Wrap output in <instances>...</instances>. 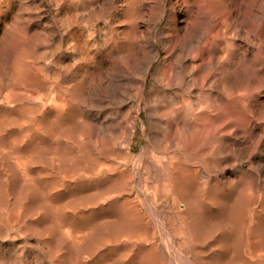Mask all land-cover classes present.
Wrapping results in <instances>:
<instances>
[{"label": "bare ground", "instance_id": "1", "mask_svg": "<svg viewBox=\"0 0 264 264\" xmlns=\"http://www.w3.org/2000/svg\"><path fill=\"white\" fill-rule=\"evenodd\" d=\"M248 2L0 0V264H264L257 179L210 174L260 94Z\"/></svg>", "mask_w": 264, "mask_h": 264}, {"label": "rangeland", "instance_id": "2", "mask_svg": "<svg viewBox=\"0 0 264 264\" xmlns=\"http://www.w3.org/2000/svg\"><path fill=\"white\" fill-rule=\"evenodd\" d=\"M239 1L241 2L242 0H235V2H234V0H232V4H234V6L239 4L238 6H240L241 10L243 9L242 10V12H243L244 8H245L244 5L246 6L248 3H250L248 1H251V0H245L246 2L243 0L242 1L243 4H240ZM242 6H243V8H242ZM242 12H241V14H242ZM241 14H240V17L242 16ZM241 18H243V16ZM239 41L242 43V46H241L242 48L239 51L238 56L239 57L240 56L241 57H243V56L249 57V52L247 54V50L245 49V48H247V45H246L247 42H246L245 38L241 37ZM242 49H245V50H242ZM241 51H243V52H241ZM243 53H244V55H243ZM240 65L237 66V69H239V70H237V72H235L240 77V79H238V85H239V82L242 81L243 78L248 79L249 78L248 76H250V75L247 73H250V74H252V77H250L251 80L249 79L250 81L248 82V80L246 79L247 80V82H246V80L243 79L242 82L244 84L248 83V86H250V83H252V85L255 84L256 86H259V84H261V86H259L260 89L256 91V93H260V94H256L253 97V99L244 103L243 106H240V105L237 106V105H235L236 103L234 102V100L232 101V103H234V105L237 106L236 107L237 109L232 104L233 106L231 105L232 109H230V114H242L243 118L245 119V121H244V123H245L244 128L245 129L241 135H237V132H235V131H232L230 133V135L228 137V144H227L228 146L226 147V149H227L226 154H228V155H225L221 166L213 167V169L211 170L213 172H210V174H212L213 177H216V176L219 177V175L221 173H224V175L221 174L220 176L226 175L225 177L229 180L235 179V177L237 176V173H235V172H237L236 171V170H238L237 167L241 164L242 169H244V170L246 169L245 171L243 170V173L245 175V178L249 177L248 182L255 177L257 179V182L259 183V186H260L259 187L258 183H257V186L260 189H258L256 186L255 189L247 188L246 190L248 192L258 191V192L263 193L264 192V102H263L264 101V92H263L264 91V78H263L264 77V68H263V70L261 68V70H259L260 72L259 71L258 72L256 71L257 73L254 72V75H253L254 70L250 69L251 67H245V65L243 64V65H241V67L244 66L243 70H242L240 68ZM247 70H248V72H247ZM239 72H241V73H239ZM243 75H245V76L243 77ZM256 75H258V76H256ZM232 77L233 78H231V82L234 83V84L232 83V86H233L232 88H236L238 85H236L237 83H236V81H234L235 77L234 76H232ZM241 77H242V79H241ZM256 83L257 84L259 83V84L257 85ZM258 95L260 98H258ZM254 98H256V99H254ZM257 100H258V102H257ZM249 102H251V103H249ZM233 107L235 109H233ZM145 112H147V111L145 109H143L141 114L146 119L147 113L145 114ZM237 141H239V142H237ZM145 144H146V132L142 131V129L139 128L137 133H136V136L134 138V146H133L134 152H140L141 151L140 149ZM239 145L241 146V150L239 148H237V147H239ZM259 152L263 156L260 155ZM222 169H224V171H222ZM250 169H252V170L250 171ZM251 172L253 173L252 175H250ZM145 176L146 175L143 174L142 183L146 182ZM256 176H258V177H256ZM138 180H140V178H138ZM259 181H261V183ZM135 189L137 191L141 190L138 185L136 186ZM261 189H262V191H261ZM230 191L233 192L234 189L232 188ZM263 222H264V217H263Z\"/></svg>", "mask_w": 264, "mask_h": 264}]
</instances>
